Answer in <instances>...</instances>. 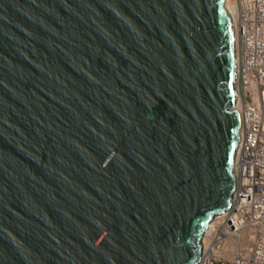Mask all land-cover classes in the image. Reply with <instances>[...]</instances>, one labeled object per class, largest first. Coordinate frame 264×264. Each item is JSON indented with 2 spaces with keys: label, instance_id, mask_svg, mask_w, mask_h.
Instances as JSON below:
<instances>
[{
  "label": "water",
  "instance_id": "95a60500",
  "mask_svg": "<svg viewBox=\"0 0 264 264\" xmlns=\"http://www.w3.org/2000/svg\"><path fill=\"white\" fill-rule=\"evenodd\" d=\"M225 0H0V264H198L240 116Z\"/></svg>",
  "mask_w": 264,
  "mask_h": 264
},
{
  "label": "built area",
  "instance_id": "2783aa9c",
  "mask_svg": "<svg viewBox=\"0 0 264 264\" xmlns=\"http://www.w3.org/2000/svg\"><path fill=\"white\" fill-rule=\"evenodd\" d=\"M240 116L229 208L203 236L198 264H264V0H232Z\"/></svg>",
  "mask_w": 264,
  "mask_h": 264
},
{
  "label": "bare ground",
  "instance_id": "6f19581e",
  "mask_svg": "<svg viewBox=\"0 0 264 264\" xmlns=\"http://www.w3.org/2000/svg\"><path fill=\"white\" fill-rule=\"evenodd\" d=\"M224 5L229 13L230 19H231V23H232V27H233V36H234V52L236 51V36H235V29H234V20H233V1L232 0H225L224 1ZM236 52H235V59H236ZM210 227V226H209ZM209 231V228L206 230L205 234H207ZM204 234V235H205Z\"/></svg>",
  "mask_w": 264,
  "mask_h": 264
}]
</instances>
